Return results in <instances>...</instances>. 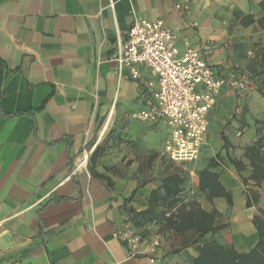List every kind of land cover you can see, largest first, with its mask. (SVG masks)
Segmentation results:
<instances>
[{
    "label": "crops",
    "instance_id": "1",
    "mask_svg": "<svg viewBox=\"0 0 264 264\" xmlns=\"http://www.w3.org/2000/svg\"><path fill=\"white\" fill-rule=\"evenodd\" d=\"M134 18L162 19L179 53L211 43L214 69L258 86L246 96L219 90L199 154L184 162L186 178L169 173L161 155L168 127L130 117L148 106L151 90L112 58ZM255 144L253 165L247 148ZM203 170L231 204L199 189ZM260 172L264 0H0V264H191L194 246L168 254L163 236L173 231L155 222L172 174L191 200L184 210H215L214 224L224 225L203 238L246 252L258 239L253 219L264 220ZM128 211L146 214L140 228L162 229L155 262L131 257L114 236Z\"/></svg>",
    "mask_w": 264,
    "mask_h": 264
},
{
    "label": "built area",
    "instance_id": "2",
    "mask_svg": "<svg viewBox=\"0 0 264 264\" xmlns=\"http://www.w3.org/2000/svg\"><path fill=\"white\" fill-rule=\"evenodd\" d=\"M175 41V30L162 19L134 18L125 40L117 43L112 61L119 71L125 69L132 80L151 90L148 106L133 111L130 117L164 123L169 135L161 155L172 163H184L196 160L199 154L207 131V115L219 90L227 86L239 96H246L258 86L247 74H224L214 69L208 62L211 43L186 47L179 53ZM143 70L148 77H144ZM86 160L87 155H83L75 168L84 167ZM178 207L179 203L165 206L162 220L176 214ZM125 219L114 236L126 245L131 257H146L155 262L162 244L161 233L140 228L143 224L136 222L139 216L135 212H127ZM160 264L171 263L162 259Z\"/></svg>",
    "mask_w": 264,
    "mask_h": 264
},
{
    "label": "trees",
    "instance_id": "3",
    "mask_svg": "<svg viewBox=\"0 0 264 264\" xmlns=\"http://www.w3.org/2000/svg\"><path fill=\"white\" fill-rule=\"evenodd\" d=\"M257 145H253L247 148L251 164H255ZM97 149L92 153L91 159H94ZM232 163H236L232 160ZM212 166L213 163L211 162ZM238 167V164H236ZM260 176H264L263 172L258 173ZM183 182V179L178 175L172 174L167 176L164 181V189L167 194H170V201L167 206L174 205L171 201L173 199L180 198L181 189L178 185ZM199 189L208 190L210 195L225 196L228 204H231L230 195L223 191L220 184L217 182L215 176L210 174L206 170L200 172ZM253 201H256V197L253 196ZM247 207L250 206V201L247 198ZM179 208V207H178ZM133 212V211H128ZM136 216H139L137 223L144 221V212H135ZM218 213L213 210L206 212L198 205H193L188 209H178L177 213L165 220L159 219L155 222L162 224L166 229H170L175 233H190V236L184 240L183 245L179 249L194 246L196 255L191 260V264H264V220L260 217L253 219V224L257 230L258 239L253 248L246 252H238L232 246L221 245L216 241L205 240L203 237L208 233H214L221 229L224 225H215V218ZM143 219V221L140 220ZM177 250V251H178Z\"/></svg>",
    "mask_w": 264,
    "mask_h": 264
},
{
    "label": "rangeland",
    "instance_id": "4",
    "mask_svg": "<svg viewBox=\"0 0 264 264\" xmlns=\"http://www.w3.org/2000/svg\"><path fill=\"white\" fill-rule=\"evenodd\" d=\"M113 131L114 130L112 128L108 132V135H107V139H108L107 141L108 142H109L110 138H112V136H111L112 134L111 133ZM107 141H106V144H107ZM166 166H167V169H168L169 173H172V172L173 173H178L179 175L183 176L184 178H186V175L188 174V170L186 168L187 167L186 163L175 164V163L169 162V163H167ZM185 194H180V198L173 199L171 201L172 203H179V208H178L179 210L183 209L184 205H188L191 202L190 199H185L184 198ZM158 232H160L161 235L163 236L162 229L159 228ZM189 236H190L189 232L188 233H183V234L175 233V232H173V233L168 232L167 234H165L163 236V238L165 239V241L168 244L167 253L170 254V255L175 254L176 251L178 250V248H180V246L183 245L184 240H186V238H188ZM205 240L213 241L212 238H205Z\"/></svg>",
    "mask_w": 264,
    "mask_h": 264
},
{
    "label": "bare ground",
    "instance_id": "5",
    "mask_svg": "<svg viewBox=\"0 0 264 264\" xmlns=\"http://www.w3.org/2000/svg\"><path fill=\"white\" fill-rule=\"evenodd\" d=\"M107 124H108V123L104 124L103 129H105V127L107 126Z\"/></svg>",
    "mask_w": 264,
    "mask_h": 264
},
{
    "label": "water",
    "instance_id": "6",
    "mask_svg": "<svg viewBox=\"0 0 264 264\" xmlns=\"http://www.w3.org/2000/svg\"><path fill=\"white\" fill-rule=\"evenodd\" d=\"M249 211V210H248Z\"/></svg>",
    "mask_w": 264,
    "mask_h": 264
}]
</instances>
